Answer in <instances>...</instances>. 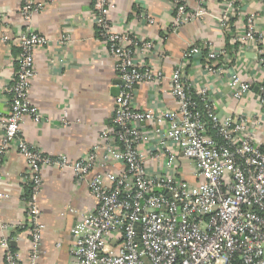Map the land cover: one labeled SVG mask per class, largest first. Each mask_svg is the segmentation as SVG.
<instances>
[{
  "label": "built area",
  "instance_id": "1",
  "mask_svg": "<svg viewBox=\"0 0 264 264\" xmlns=\"http://www.w3.org/2000/svg\"><path fill=\"white\" fill-rule=\"evenodd\" d=\"M207 2L197 0L191 10L188 0H173L172 28L203 17ZM43 6L37 0H21L27 27L12 38L3 37L15 43L19 53L7 88L10 111L0 122V154L15 145L27 164L26 223L21 228L31 237V264H38L42 250L45 224L39 199L45 167L72 170L95 200L71 229L70 259L64 264H264V146L256 127L264 115V81L256 94L259 118L220 115L207 87L193 91L188 83L184 63L203 54L200 46H191L170 76L176 109L141 110L134 102L137 89L146 82L161 84L164 75L151 59L159 53L162 61L165 54L156 51L153 39L118 31L109 19L110 0H94L96 34L115 59L120 79L114 127L75 160L62 153L46 154L22 135L25 117L36 123L42 119L30 92L35 52L50 42L31 25ZM147 20L155 24L154 18ZM255 20L247 18V29L236 40L243 45L255 41L262 53L264 36ZM221 23L226 27L227 18ZM68 39L62 36L63 42ZM222 57H228L227 47L207 46L204 68L222 72ZM259 64L264 65V57ZM229 87L238 102L253 93L251 83L239 74L231 76ZM13 240L5 236L1 241L3 264H21Z\"/></svg>",
  "mask_w": 264,
  "mask_h": 264
},
{
  "label": "crops",
  "instance_id": "2",
  "mask_svg": "<svg viewBox=\"0 0 264 264\" xmlns=\"http://www.w3.org/2000/svg\"><path fill=\"white\" fill-rule=\"evenodd\" d=\"M43 9L33 16L32 28L49 38V46L35 52L36 76L31 84L30 101L38 107L42 119L36 123L25 117L24 139L49 155H68L71 160L87 155L104 130L113 128L115 97L120 79L115 59L95 30L94 0H37ZM109 19L115 28L140 39H153L156 51L153 66L164 75L161 84L142 83L135 95V105L141 110L176 109V98L170 90V76L182 63L191 46H200L203 54L184 63L188 83L193 91L207 87L220 115L259 118L255 87L264 81V40L262 53L255 41L245 45L236 36L247 29V18L256 17V28L264 36V2L262 0H208L206 14L173 29V0H110ZM194 10L197 0H188ZM21 0H0V122L10 111L7 88L17 69L18 47L12 38L26 29L20 14ZM147 17L155 19L150 24ZM227 18L224 27L221 19ZM234 18V26L228 24ZM68 35L67 41L62 40ZM227 37L229 39H227ZM227 47L228 57H222L223 71L217 74L204 68L207 46ZM17 51V53H16ZM220 65V66H221ZM233 74L251 83L253 93L235 101L229 87ZM257 127V139L264 146V115ZM4 133L0 130V149ZM121 168L120 166L113 167ZM27 164L15 145L0 154V264L4 263L1 241L14 238L12 248L21 258L29 259L31 237L21 228L26 223L23 193L27 188ZM40 193L41 221L45 224L42 250L38 264H64L70 259L73 243L71 229L82 215L95 206L86 184L76 181L70 169L45 167ZM7 225V229L4 226Z\"/></svg>",
  "mask_w": 264,
  "mask_h": 264
},
{
  "label": "trees",
  "instance_id": "3",
  "mask_svg": "<svg viewBox=\"0 0 264 264\" xmlns=\"http://www.w3.org/2000/svg\"><path fill=\"white\" fill-rule=\"evenodd\" d=\"M228 24H231V26H234V18L229 19ZM227 39H229V38L227 37ZM16 53H17V51H16ZM18 53H19V49H18ZM27 189L29 190V188H27Z\"/></svg>",
  "mask_w": 264,
  "mask_h": 264
},
{
  "label": "water",
  "instance_id": "4",
  "mask_svg": "<svg viewBox=\"0 0 264 264\" xmlns=\"http://www.w3.org/2000/svg\"><path fill=\"white\" fill-rule=\"evenodd\" d=\"M256 90H258V87H255Z\"/></svg>",
  "mask_w": 264,
  "mask_h": 264
},
{
  "label": "bare ground",
  "instance_id": "5",
  "mask_svg": "<svg viewBox=\"0 0 264 264\" xmlns=\"http://www.w3.org/2000/svg\"><path fill=\"white\" fill-rule=\"evenodd\" d=\"M254 87V86H253Z\"/></svg>",
  "mask_w": 264,
  "mask_h": 264
}]
</instances>
